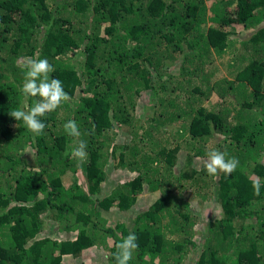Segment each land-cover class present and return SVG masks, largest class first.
Instances as JSON below:
<instances>
[{"label":"trees","instance_id":"1","mask_svg":"<svg viewBox=\"0 0 264 264\" xmlns=\"http://www.w3.org/2000/svg\"><path fill=\"white\" fill-rule=\"evenodd\" d=\"M37 57L71 97L42 135L10 115ZM129 233V264H264V0H0V264H115Z\"/></svg>","mask_w":264,"mask_h":264},{"label":"clouds","instance_id":"2","mask_svg":"<svg viewBox=\"0 0 264 264\" xmlns=\"http://www.w3.org/2000/svg\"><path fill=\"white\" fill-rule=\"evenodd\" d=\"M18 66L23 70L24 79L20 88L21 94L27 97L38 98L31 107L25 109L11 110L10 115L16 121H22L23 125L34 135H42L46 124L41 121V117L47 113L55 111L62 103L71 100V97L65 92L62 82L52 77L50 74L55 71L54 67L46 58H21L18 60ZM66 134L76 139V144L71 147L70 153L65 155L78 160L80 163L87 161L88 153L86 151L87 142L78 139L81 136L78 124L75 120H68L63 125ZM226 153L211 150L206 154L203 161V168L208 175H217L224 173L230 175L239 166V160L236 157L226 158ZM261 179L254 178L251 181L253 194H261ZM137 237L134 233H129L116 243V251L113 253L115 264H129L133 258L134 251L138 248Z\"/></svg>","mask_w":264,"mask_h":264},{"label":"rangeland","instance_id":"3","mask_svg":"<svg viewBox=\"0 0 264 264\" xmlns=\"http://www.w3.org/2000/svg\"><path fill=\"white\" fill-rule=\"evenodd\" d=\"M220 69V68H219ZM222 69V68H221ZM221 69H220V71H221ZM224 71V70H223ZM147 94V93H146ZM144 97H146V96H144ZM119 136H121V135H119ZM123 136H126L125 134L123 135ZM218 137H222L221 135H217ZM66 180H67V182H69L70 181V179L67 177L66 178ZM144 198H145V196H143ZM138 204H139V208H143V206H144V203H143V201L142 200H139L138 201ZM200 213H202L201 211H200Z\"/></svg>","mask_w":264,"mask_h":264}]
</instances>
